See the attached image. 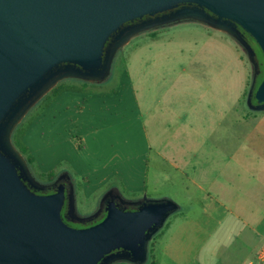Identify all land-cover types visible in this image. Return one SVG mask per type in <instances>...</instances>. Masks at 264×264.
I'll return each mask as SVG.
<instances>
[{
  "label": "water",
  "instance_id": "95a60500",
  "mask_svg": "<svg viewBox=\"0 0 264 264\" xmlns=\"http://www.w3.org/2000/svg\"><path fill=\"white\" fill-rule=\"evenodd\" d=\"M186 3L161 20L125 33L132 19ZM193 18L223 29L254 51L238 26L255 39L264 55V0H0V264H110L124 259L143 263L147 243L175 210L171 200H144L135 209L110 196L98 222L73 227L72 191L49 194L30 190L18 171L24 165L10 132L24 113L57 81L85 80L108 74L116 51L129 38L158 23ZM76 66L53 78L60 64ZM83 70L85 73L80 71ZM76 75V76H70ZM40 85V86H39ZM34 86L39 92L23 106ZM254 96L264 109V76ZM66 212L61 209L66 202Z\"/></svg>",
  "mask_w": 264,
  "mask_h": 264
},
{
  "label": "crops",
  "instance_id": "0c3cea01",
  "mask_svg": "<svg viewBox=\"0 0 264 264\" xmlns=\"http://www.w3.org/2000/svg\"><path fill=\"white\" fill-rule=\"evenodd\" d=\"M147 65L141 71L144 89L149 83L146 80L154 82L161 78L159 73L151 74L152 67L150 63ZM62 89L55 98L52 95L46 99L49 143L51 147L58 146L55 137L59 136L66 141L63 133L66 123L75 124L80 130L85 125L93 128L94 157L90 153L82 164H75L80 165L83 187L89 194L98 193L101 197L98 206L107 196L124 202L167 199L175 204V210L169 214H173L171 220H167L168 215L151 236L155 237L150 242L149 253L140 264H264L257 259L264 246L261 130L260 127L256 130L258 139L252 137L251 142H245L244 118L237 109L244 89L223 114L212 111L217 108L209 103L218 100L212 92H208L209 97H202L205 105L198 113L190 103L197 98L193 89H187V95H176L174 91L171 95L141 96V100L136 94L128 98L114 92L104 95ZM165 101L173 103L172 117L166 124L160 118L162 111L157 109ZM134 108L146 140L143 182L135 186L131 183V157L125 154L131 150L127 123L134 118L133 113L127 117L125 112ZM119 114L120 119H115ZM227 117L226 126L223 122ZM168 131L171 141L163 137ZM229 133L234 134L236 143L231 147L234 151L227 153ZM116 137L123 152L108 153L117 146L114 144L117 140H113ZM78 139L83 144L87 136L80 135ZM243 147L252 157L239 153ZM153 150L155 159L150 163ZM163 150H173L172 156L167 157Z\"/></svg>",
  "mask_w": 264,
  "mask_h": 264
},
{
  "label": "rangeland",
  "instance_id": "374dc122",
  "mask_svg": "<svg viewBox=\"0 0 264 264\" xmlns=\"http://www.w3.org/2000/svg\"><path fill=\"white\" fill-rule=\"evenodd\" d=\"M147 63H150L149 66L152 67L149 70L150 73H159L161 78L154 82L146 80L145 82L149 83L145 85L144 89L142 86L144 77H142L141 71H145ZM226 63L228 65H225ZM127 64L129 66L126 73ZM256 72L252 55H249L244 46L225 30L193 18L158 23L137 31L119 47L107 75L96 78L94 81L88 80L90 83L85 79L82 80L81 77H66L60 81L58 83L60 89H54L52 92L49 90L24 113L12 128L10 140L12 142L14 138L18 141L22 153L17 148L16 150L20 153L23 164L32 179L38 184H50L48 176L50 172L54 173V179L64 177L69 181L73 194L74 217L82 218L95 211L101 198L98 193L89 194V190L83 187V180L79 177L80 165L75 164L77 162L82 164L83 159L90 153V156L94 157L92 154L95 150L93 149L95 142L92 140L93 128L91 130V127L87 128L88 125H85L80 130L76 128L75 124L66 123L63 126L66 141L60 139V136L55 137V143L59 144L58 146L54 144V147H51L45 119L46 99L49 96L54 95L55 98L64 87L65 90L84 93L101 92L108 95L114 92L116 95L122 96L126 94L128 98L136 94L141 100L143 96L161 95L162 93L171 95L174 94V91L176 95H187L185 91L193 89L192 92L196 93L197 98L191 100L190 103L198 113L205 105L202 97H209L208 92H212L218 100L213 101L212 104L209 103V105L212 108H217L215 111L212 109L213 112L223 114L222 111L229 110L244 89L238 100L237 109L239 115L241 114L244 118L245 142H251L252 137L258 139L256 130L260 127L261 155L264 157V109H256L248 102V95L253 86ZM154 84L157 86L153 87ZM131 87H134L133 93ZM172 105L173 103L170 101L158 104L157 109L162 111L160 118H163L165 124L172 117ZM154 111L156 112V109ZM125 113L127 117L132 113L134 115L133 120L127 123L129 130L127 136L129 134L131 150H127L125 154L128 153L127 156L131 157L133 165V181L131 183L135 186L143 182L146 140L143 136L140 119L136 117V109L127 110ZM120 117L119 114L115 116V119L118 120ZM224 120L225 122L223 120L222 122L227 126L228 117ZM230 120L231 117H229L228 124H230ZM239 126L241 125L239 124ZM85 127L87 129H84ZM80 135L87 136V140L83 144L79 142ZM228 136L227 147L229 148L226 151L230 153L234 151L231 147L233 143H236V139L232 133H229ZM150 137L154 140L152 133H150ZM163 137L169 141L172 140L170 131L164 132ZM113 140H117L114 143L117 146L114 151L108 150V153L123 152V149L118 145L119 139L116 137ZM163 152H166L167 157H171L173 150H163ZM239 153L251 156L245 147L239 149ZM149 159L152 163L155 159V150L150 152ZM84 190L86 194H84ZM172 216L173 214L169 215L167 220H171ZM75 221L79 222L74 218ZM167 223L168 221L165 224ZM154 237L148 240L147 254L150 242ZM110 264L137 263L120 259L112 261Z\"/></svg>",
  "mask_w": 264,
  "mask_h": 264
},
{
  "label": "flooded vegetation",
  "instance_id": "af4514ba",
  "mask_svg": "<svg viewBox=\"0 0 264 264\" xmlns=\"http://www.w3.org/2000/svg\"><path fill=\"white\" fill-rule=\"evenodd\" d=\"M186 3H182V4H178V5H175V6H172V7H169V8H166V9H162L160 11H156V12H152V13H149V14H146V15H143L141 17H138V18H135V19H132V20H129L127 22H125L122 26H121V33H125L127 32L128 30L142 24V23H147V22H151V21H154V20H161L163 18H165L166 16H168V14L172 11V10H175L177 9L178 7L184 5ZM67 69H79L77 68L76 66H68L66 64H60L59 66L55 67L51 73L52 75L50 77H48V79L46 80V82H44L43 84H40L42 88L45 84L49 83L53 78H55L56 76L60 75L61 73H63L65 70ZM81 72L85 73L83 70L80 69ZM39 85V86H40ZM39 86H34L32 88L31 91L33 90H38L39 91ZM30 91V92H31ZM29 93V92H28ZM24 96V98L22 99V102H23V106L28 102V100L30 98H28L27 100H25V98L27 97V94ZM25 100V101H24ZM18 171L19 173L21 174L22 178H23V181L24 183L26 184V186L30 189V190H36L37 189V186L39 185L35 180L32 179L31 175L29 174L27 168H25L24 165H19L18 166ZM64 186V189H65V193L66 195H68V193L71 191V185L69 183L68 180H66V178L64 177H61V178H58V179H54L53 181L50 182L49 186H48V190L49 192L48 193H42V194H49V193H52L54 191H56L57 189H59L60 186ZM40 194V193H39ZM108 199V198H107ZM106 199V200H107ZM105 200V201H106ZM66 203H67V198H66V202L64 203L62 209H61V212H62V215H64V213L66 212ZM64 221L70 225V226H73V227H76L74 226V218L71 216L70 213H67L66 215H64ZM84 227V226H82Z\"/></svg>",
  "mask_w": 264,
  "mask_h": 264
},
{
  "label": "trees",
  "instance_id": "16d2710c",
  "mask_svg": "<svg viewBox=\"0 0 264 264\" xmlns=\"http://www.w3.org/2000/svg\"><path fill=\"white\" fill-rule=\"evenodd\" d=\"M238 28L243 33L246 41L249 43V45L252 47V49L254 51L253 59H254L255 65H256L257 72H256V75H255V80H254L253 86L251 88L250 101H251L252 104H256L257 100H256V98L254 96V93H255V90H256L257 86L259 85V83L261 82V80H262V78L264 76V55L262 53L261 48L259 47V45L255 41V39L253 37H251L249 33H247L245 30H243L239 26H238ZM58 83H56V85L54 87H52L49 92H52L54 89H58L59 88V84ZM37 90H38V88H37ZM37 90H33L30 93H28L27 97L25 98V100L30 98L28 100V102H29L39 92ZM12 144L15 146V148H17V150L20 153H22V150L19 149V143H18V141L16 139H14V138L12 139ZM48 176H49L50 182L54 180V173L53 172H50L48 174ZM48 186H49V184L48 185H40L39 184L37 186V189L35 191L34 190H32V191H34L36 193H40V194L48 193L49 192ZM107 198H108V196L105 199L103 198L104 200L103 199L101 200L100 205L95 209V211L92 214H90L88 216H85V217H82L79 220V222L75 221L74 226H76V227L88 226V225L94 224V223L98 222L99 220H101L103 218V216L105 215L104 207H105V200ZM141 202L142 201L126 202V203H123L122 206H125L126 209H135L139 204H141Z\"/></svg>",
  "mask_w": 264,
  "mask_h": 264
},
{
  "label": "built area",
  "instance_id": "2783aa9c",
  "mask_svg": "<svg viewBox=\"0 0 264 264\" xmlns=\"http://www.w3.org/2000/svg\"><path fill=\"white\" fill-rule=\"evenodd\" d=\"M257 259L259 262H264V246L262 247V249L258 253ZM248 264H253V262H249Z\"/></svg>",
  "mask_w": 264,
  "mask_h": 264
}]
</instances>
